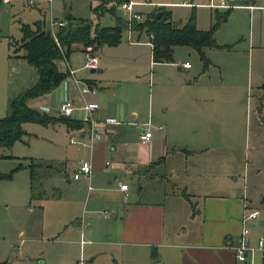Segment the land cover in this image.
Here are the masks:
<instances>
[{"label":"crops","instance_id":"crops-1","mask_svg":"<svg viewBox=\"0 0 264 264\" xmlns=\"http://www.w3.org/2000/svg\"><path fill=\"white\" fill-rule=\"evenodd\" d=\"M184 2L179 4H200L194 0L191 5ZM156 4L166 10V5H176ZM237 4L240 6L231 8V12L247 11L248 31L235 43L214 37L224 47L203 48L209 60L207 68L188 46H175L171 62H155L148 34L128 30L134 40L118 47L120 39L116 46H108L105 55L100 54L102 46L97 50L100 55L95 70L77 77L94 85L96 93L80 95L74 83L67 80L64 86L60 81L52 91L38 96L48 101V105L42 102L35 106L46 107L43 112L57 113L67 97L76 108L84 102H97V119L112 117L119 121L97 126L102 138L92 149L69 142L70 136L82 138L83 123L78 129L64 126L67 142L76 153L58 164V172L51 175L67 187L74 183L79 186L82 204L89 206L80 233L97 249L106 246L110 250L109 264H247L237 261L230 244L237 242L245 209L260 210L252 206L246 194L247 169L241 151L246 158L263 142L258 121L264 115V0H238ZM196 26L209 28L199 26L198 21ZM141 34L147 41H139ZM76 52L82 53L80 45L69 55ZM193 54L195 64L189 60ZM69 55L64 59L65 69L70 67ZM125 55L133 59L126 60ZM143 57L140 66L135 60ZM186 61L189 68L181 66ZM145 65L147 71L140 74ZM57 69L65 73V69ZM103 82L111 83L110 87ZM52 96L57 97L54 107ZM81 116L82 111L75 109L70 118L80 121ZM148 121L163 129L153 128L150 141L141 143L140 124ZM242 124L246 126L243 141ZM236 149L238 156L230 153ZM80 158L91 160L92 190L86 188L88 181L72 179ZM123 183L128 185L126 192L119 190ZM132 187L137 189L138 197ZM140 193L152 199H142ZM260 203L264 204L262 200ZM98 211L103 217L101 222L95 220ZM227 237L231 238L230 244ZM98 251L86 254L88 264L100 256Z\"/></svg>","mask_w":264,"mask_h":264},{"label":"rangeland","instance_id":"rangeland-1","mask_svg":"<svg viewBox=\"0 0 264 264\" xmlns=\"http://www.w3.org/2000/svg\"><path fill=\"white\" fill-rule=\"evenodd\" d=\"M101 1L52 0L49 5L39 3L37 8L22 7L19 2L13 1L8 5L0 6V118L9 113L11 99L23 94L38 78L36 69L21 57L23 54L19 39L21 24L31 26L34 21L42 20L43 29L48 30L50 34H55L58 27L52 29L48 27L49 15L63 23V26L60 27L77 23L74 20L67 22L64 18L66 15L75 20L81 18L93 24L98 23L100 26H111L115 17H118L121 19H117V22L115 21L112 26L121 24L127 29L122 30L121 43L118 47L135 39L128 31L130 23L127 20V14L119 7L122 2L115 5L114 16L109 11L97 15L94 8ZM133 1L138 2L135 10L142 15V19L137 21L139 23L146 19L148 13H152L154 10L161 11L159 9L162 7H157L156 4L158 2L176 4L166 5V8L171 11L174 21L184 24L194 13L199 26L204 28L205 26L210 27L211 17L212 22L215 20V10L224 11L209 8L205 5L207 0H194V3H200L195 7L181 6L179 3L182 0H151L152 3H145V0ZM110 6L111 4L106 5L107 8ZM235 11H232L234 13L230 11L227 20L220 24L214 32V37L218 36L221 42H240L243 34L248 31L247 11ZM237 28L240 29L239 32L229 36L230 32H234ZM139 41H147L146 35L141 34ZM103 47L100 54L105 55L109 47L107 45ZM194 55L189 57L193 64L196 63ZM124 57L126 60L133 59L131 55ZM143 61L144 57L141 61L135 60L140 66L143 65ZM65 63L64 59L58 60V68L64 71ZM68 64L71 69L78 70L76 78L91 74V68L83 67V53L70 54ZM142 71H147L146 65L140 68V74ZM97 73L96 71L93 74ZM103 84L110 87L111 83L103 82ZM51 98V107H54L58 104L57 97L52 96ZM28 101V106L40 113L43 111L35 106L42 102L48 105L47 98H38V96ZM43 114L60 117L55 112H43ZM258 122V130L263 134V142L260 143L256 152L252 150L246 158H244L245 152L241 151L242 163L244 162L247 169L245 174L246 194L252 201V206L260 209L257 219L254 222L246 223L249 230V244L254 248L257 247L258 239L264 237V204L260 203V200L263 199L261 197L264 196V115L259 118ZM21 127L25 133L20 140L13 142L10 148L0 147V174H10L9 178L0 179V262L38 264L42 261V264H88L86 254L93 250H100L97 252L100 253V256L96 257L93 264H109L111 261L110 250H107L106 246H100L101 249H97V245L93 241L86 239L80 233L86 224L88 212H85V209H88L89 206L82 204L83 195L79 186L74 183L71 187H67L60 178L55 180L51 177L52 174L58 172V164L76 153L67 142L68 135L65 133L64 125L56 122L45 125L24 122ZM241 128L240 136L243 141L246 126L242 124ZM237 152L239 149L230 153H235L234 155L238 156ZM30 165L33 176L28 184ZM68 173H70L69 167ZM162 185L158 184L160 187ZM132 191L138 197L137 189L132 187ZM140 197L145 200L152 199V197H144L143 193H140ZM129 200L131 202V199ZM108 211L111 212V209ZM99 212L95 215L97 222L103 220ZM16 246L18 250L14 251L13 247ZM263 257L264 250L256 248L249 254L247 264H250V261L251 264H264Z\"/></svg>","mask_w":264,"mask_h":264},{"label":"trees","instance_id":"trees-1","mask_svg":"<svg viewBox=\"0 0 264 264\" xmlns=\"http://www.w3.org/2000/svg\"><path fill=\"white\" fill-rule=\"evenodd\" d=\"M127 0H102L94 11L97 15L109 11L115 15V5ZM111 4L110 7H106ZM102 8V9H101ZM159 17L157 11L148 13L143 22L131 21L130 29L139 34L147 33L152 46V58L155 62L173 61V48L175 46H188L195 50L207 68L209 60L206 58L203 48L224 47L219 46L214 39V32L220 24L227 20L231 9L219 12L215 10V20L208 29L201 30L196 26L195 14L192 13L186 23L178 25L171 18V13L162 7ZM67 22L76 21L75 25L58 27L54 38L49 31L43 29V21L37 20L29 24H21L20 49L23 51L21 57L36 71L38 78L36 82L27 88L23 94L13 97L9 104V113L0 118V147L10 148L13 142L20 140L24 135L21 127L24 122H35L39 124L62 123L68 129H78L82 123L65 117H50L40 113L38 110L29 107L27 101L31 98L46 94L52 91L65 77V73L57 69L56 62L65 59L69 53L80 45L81 51L86 46H91L97 51L104 45L116 46L121 39V32L125 29L123 25L100 26L98 23L86 21L85 19H73L68 15ZM121 19L115 17V21ZM132 25V26H131ZM152 36V38H151ZM29 180L32 179L31 165L29 166ZM10 174L2 175L1 178H9ZM29 181V182H30ZM181 194L188 198L184 191ZM264 203V198L262 199ZM264 260V257H263ZM0 264H7L5 261Z\"/></svg>","mask_w":264,"mask_h":264},{"label":"built area","instance_id":"built-area-1","mask_svg":"<svg viewBox=\"0 0 264 264\" xmlns=\"http://www.w3.org/2000/svg\"><path fill=\"white\" fill-rule=\"evenodd\" d=\"M16 1L19 2L24 7H36L39 3L43 2L47 5L50 4L52 0H0V5H8L11 2ZM238 0H207L205 4L211 9H218V10H227L235 7H239L240 5L237 4ZM145 3H151V0H145ZM138 2L133 0L124 1L120 4V9L127 14V20L129 23L131 21L136 20L140 21L142 19V15L135 10V6ZM183 4L191 5L193 4L191 0H185ZM63 26V23L60 21H56L52 16L49 15L48 20V27L52 29L53 27H60ZM128 30H131L130 28ZM52 37L56 42L55 36L53 33ZM152 38V36H151ZM57 43V42H56ZM84 55V65L83 67L86 68H95L97 64V51L93 50L91 46H86L82 51ZM181 66L184 68H189L191 65L189 62L181 63ZM75 70L71 69L69 66H66L65 69V77L61 81L63 86L67 82V80H71L77 88V91L80 95L89 94V93H96L97 88L92 85L91 83L84 82L74 76ZM38 109L40 111H46V107L39 106ZM79 109L82 111V116L80 118V122L83 123L85 126V131L82 138L77 136H70L69 142L72 144L85 146L86 148L92 149L94 144L101 140L102 133L98 130L97 126L100 123H112L117 124L119 121L117 119L109 117L104 120H99L95 117V113L99 109V104L97 102H84L80 107H74L72 100L65 97L63 101L60 103L59 107L57 108V113L65 118H70L72 115L73 110ZM141 132L139 134V141L141 143H148L152 137V129H163L162 126L154 127L150 121L141 123ZM91 175H92V163L90 159L80 158L77 164L75 171L72 173V179H84L88 181V190L93 189V185L91 184ZM128 189V185L123 183L119 185V190L126 192ZM128 196L127 193L124 195V199ZM104 215L107 214L106 211L103 212ZM259 215L258 209H245L242 219H241V230L238 235L237 242L234 244H230V237H227L226 242L231 245L234 250L235 258L237 261L244 263L247 261L249 254L255 250L256 248L259 250H264V237H260L257 241V247H251L249 244V230L246 227L247 222H254Z\"/></svg>","mask_w":264,"mask_h":264},{"label":"water","instance_id":"water-1","mask_svg":"<svg viewBox=\"0 0 264 264\" xmlns=\"http://www.w3.org/2000/svg\"><path fill=\"white\" fill-rule=\"evenodd\" d=\"M160 14H161V11H158L157 14H156V16L159 17ZM67 16H68V15H66V17H67ZM94 70H95L94 68L91 69L92 72H93Z\"/></svg>","mask_w":264,"mask_h":264}]
</instances>
